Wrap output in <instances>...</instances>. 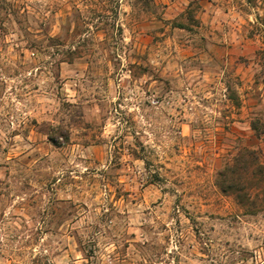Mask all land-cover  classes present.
<instances>
[{"label": "rangeland", "instance_id": "1", "mask_svg": "<svg viewBox=\"0 0 264 264\" xmlns=\"http://www.w3.org/2000/svg\"><path fill=\"white\" fill-rule=\"evenodd\" d=\"M256 152L264 0H0V264H264Z\"/></svg>", "mask_w": 264, "mask_h": 264}, {"label": "trees", "instance_id": "2", "mask_svg": "<svg viewBox=\"0 0 264 264\" xmlns=\"http://www.w3.org/2000/svg\"><path fill=\"white\" fill-rule=\"evenodd\" d=\"M241 153L243 154L245 153H255L254 151H248L247 149H240ZM260 152V151H259ZM241 154V155H242ZM256 166H255V176H257V178L253 181L252 184L247 186V189H242L241 187H239V180L236 181L237 179L234 177L235 173L234 171H232V166L230 164H227L224 169H222L221 173H223L224 175H228L230 178L224 180V182L221 184L222 190L226 191V192H230L232 194H234V196L240 201V199L243 198V195L241 197V194L248 195V197L254 193L253 195H258V193H264V168L263 165L259 159V155L258 152H256ZM234 177V178H232ZM254 191V192H252Z\"/></svg>", "mask_w": 264, "mask_h": 264}, {"label": "crops", "instance_id": "3", "mask_svg": "<svg viewBox=\"0 0 264 264\" xmlns=\"http://www.w3.org/2000/svg\"><path fill=\"white\" fill-rule=\"evenodd\" d=\"M165 15L167 17H172L170 14H167V13H165ZM208 18H210V15L208 14V12L206 10V12H203L202 17H201V20H203V22H207L208 21Z\"/></svg>", "mask_w": 264, "mask_h": 264}]
</instances>
